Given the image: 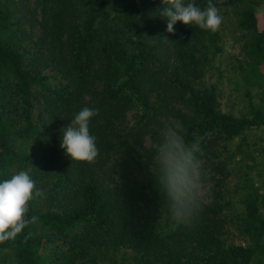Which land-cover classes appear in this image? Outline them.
Segmentation results:
<instances>
[{
    "label": "trees",
    "instance_id": "obj_1",
    "mask_svg": "<svg viewBox=\"0 0 264 264\" xmlns=\"http://www.w3.org/2000/svg\"><path fill=\"white\" fill-rule=\"evenodd\" d=\"M36 2L37 64L28 70L23 53L8 41L11 1L0 0V182L10 179L13 170L31 166L34 179L51 177L49 190L64 188L69 195L55 210L29 201L26 219L35 215L38 220L15 240L0 244V250L9 251L18 264H45V240L52 237L68 244L67 251H54L60 264H95L97 257L86 252L87 240L127 245L139 255L140 264H264V192L242 193L234 202L243 206L240 222L251 242L224 245L219 237L223 218L216 205L203 202L190 226L178 223L155 175L153 158L162 134L154 127L180 121L186 145L204 167L220 143L264 124L259 109L252 117L220 111L215 86H199L197 45L207 41L204 45L216 54L218 31L178 21L174 33L167 32V18L160 15L162 0ZM191 2L201 9L208 4ZM212 3L237 8L239 28L253 33L247 54L253 61L264 60V31L257 30L254 1ZM42 65L65 74L67 85L48 90ZM6 78L16 105L11 122L2 97ZM33 85L48 90L46 111L53 118L49 128L46 118L34 112ZM85 107L99 110L89 124L99 149L93 163L71 160L60 147L63 129ZM130 109L136 111L133 123L125 119ZM146 133L153 134L154 145L140 143ZM30 143L48 158L43 171L35 166L37 154L24 147Z\"/></svg>",
    "mask_w": 264,
    "mask_h": 264
},
{
    "label": "rangeland",
    "instance_id": "obj_2",
    "mask_svg": "<svg viewBox=\"0 0 264 264\" xmlns=\"http://www.w3.org/2000/svg\"><path fill=\"white\" fill-rule=\"evenodd\" d=\"M11 29L8 35L9 43L19 52L23 53V64L28 70L36 68L34 38L37 35L39 7L36 0H10ZM221 1V0H219ZM257 11V30L264 31V0H253ZM219 14L223 17L219 33L220 50L213 54L212 46H205L207 41L197 45L199 58L200 79L199 86L214 85L217 91V108L234 116L252 117L253 110L259 109L264 115V60L253 61L247 54V42L252 32L241 30L237 24V8L219 6ZM146 10V9H145ZM146 12H148L146 10ZM157 18V17H156ZM154 25L159 21L154 19ZM204 45V46H203ZM166 47L164 46V49ZM42 74L48 75L44 84L50 88L67 85L68 79L51 66L42 65ZM7 85L2 97L6 106L5 117L11 122L14 111V91L6 78ZM48 90L38 85L32 86V101L36 116L46 118L47 126L51 125L53 118L47 113ZM8 109V110H7ZM13 117V116H12ZM129 123L136 120V111L128 110L125 118ZM42 119L39 122H43ZM162 126V125H161ZM47 128V127H46ZM161 134L162 127H154ZM46 131V129H45ZM140 143L145 146L154 145L153 134L142 135ZM46 142V141H45ZM24 147L34 155L37 154L35 166L41 171L45 169L48 158L38 145L30 143ZM202 163V162H201ZM47 167V166H46ZM34 169V168H33ZM32 167L27 172L35 182L36 187L44 191L43 197L34 198V205L42 210H55L67 190L55 188L49 190L53 182L51 177L34 179ZM40 171V172H41ZM203 184V202L216 205L217 212L221 213L223 229L219 233L220 242L224 245H247L251 242L249 236L241 225L242 204L234 203L240 199L242 193L252 191L264 192V124L247 128L231 140L223 141L215 150V156L200 165ZM20 171H12L10 179ZM38 172L37 175L40 174ZM42 176V173L41 175ZM40 178V177H39ZM220 223V222H219ZM162 227V225H160ZM80 233H83L81 230ZM47 249L44 255L45 264H60L54 255L55 249L66 250L68 244L57 238L46 239ZM86 252L97 257L95 264H140L139 255L124 244L114 245L108 242L86 241ZM0 264H18L7 250H0Z\"/></svg>",
    "mask_w": 264,
    "mask_h": 264
},
{
    "label": "clouds",
    "instance_id": "obj_3",
    "mask_svg": "<svg viewBox=\"0 0 264 264\" xmlns=\"http://www.w3.org/2000/svg\"><path fill=\"white\" fill-rule=\"evenodd\" d=\"M162 4L164 7L160 15L167 18L169 33H174V25L178 21L211 32H216L221 26L223 17L212 0H208L204 9L191 0L187 3L185 0H162ZM98 114V109L85 107L63 129L60 147L71 160L93 163L98 157L96 137L89 131L91 118ZM182 128L178 120L172 124L164 123L162 140L156 147L153 164L157 182L170 202L173 218L190 226L202 211L204 191L200 161L186 145L181 135ZM43 196L44 191L36 187L25 171L0 182V244L15 240L29 224L38 220L35 215L30 220L26 219V214L29 201Z\"/></svg>",
    "mask_w": 264,
    "mask_h": 264
}]
</instances>
